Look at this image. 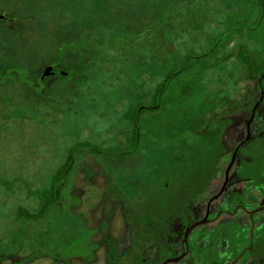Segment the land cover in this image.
<instances>
[{"label":"rangeland","instance_id":"1","mask_svg":"<svg viewBox=\"0 0 264 264\" xmlns=\"http://www.w3.org/2000/svg\"><path fill=\"white\" fill-rule=\"evenodd\" d=\"M0 16V264H162L179 254L185 230L206 215L208 198L218 193L260 96L259 89L249 95L236 58H220L242 46L264 57V0H0ZM88 37L95 43L90 65H83ZM180 62L190 69L181 75L184 83L175 79L171 85L175 101L141 116L145 141L139 154L114 159L89 152L96 146L112 152L117 132L128 130L137 106L155 103V88ZM53 64L79 68L85 76L79 71L46 83L42 72ZM234 96L242 102L227 113L219 176L198 197L178 177L172 193L180 197L133 201L170 193L160 190L196 150L198 137L180 125L184 108L200 106L207 113L211 99ZM219 112L222 107L214 117ZM255 114L264 115V99ZM249 146L250 140L240 147L224 195L212 202L209 215L224 212L190 232L184 263L169 264L256 259L254 250L264 244V209L253 217L241 209L228 216L237 203L247 211L264 206V183L255 185L250 169L239 176ZM71 150L74 163L61 181L58 204L38 221L19 217L20 208L32 212L37 206V194L50 189ZM103 162H110L111 180ZM182 172L188 173L186 166Z\"/></svg>","mask_w":264,"mask_h":264},{"label":"flooded vegetation","instance_id":"2","mask_svg":"<svg viewBox=\"0 0 264 264\" xmlns=\"http://www.w3.org/2000/svg\"><path fill=\"white\" fill-rule=\"evenodd\" d=\"M0 19H1V16H0ZM53 67V70L50 74H48L47 76H43L42 80L44 82H49L50 80H57L59 77H63V76H66L67 75V72L60 69L56 64H53L52 65ZM264 79V74H261L260 77L257 79L256 82H249V90H250V93L249 95L253 96L255 95L254 92L257 91V89L260 90V96L259 98L256 100V102L253 104V106L251 107V114L247 120V124H246V135L242 138L239 136L240 140L238 141V143L234 146V150L232 151L231 153V156H230V160L229 162L226 164L222 174H223V179H222V185L219 189V191L221 190L225 180H226V169L231 161V158H232V155L233 153L236 151V155H235V160L232 164V166L234 165V163H236L237 161V157H238V151L240 149V147L246 143L247 141L250 140V146H249V150L247 151V157H245V160L244 161H240L238 163L239 165V170H240V178L242 175V170L244 169H250L252 170L251 172V179L253 181H255V185L259 184V183H264V176L261 175V170H264V125L263 124H259L258 122H264V120H259L260 117H264L263 114H255L256 113V110L259 109V104L262 102V100L264 99L263 97V90H264V85H263V82L262 80ZM254 83V84H253ZM254 85V87H252L251 89V85ZM246 86V85H245ZM241 100V99H240ZM242 100L239 101L237 96H234V97H229V98H222L220 100H218V103L215 107V109L217 108L218 110L222 107V110L223 112H219L217 114V116H215L212 120L213 122L216 124H218V126L220 127V129L217 131L218 133V143H217V148L215 149V154L213 155V157H216L217 159V163L216 162H212L210 163L208 160H209V140L207 139L206 143L207 145L205 146L206 147V152H205V161L204 163L200 164V163H197L195 165L194 162H183L181 166H178L177 168H174V172L172 173V178H173V182H171L170 184L168 182H165L164 185H163V190H160L161 192L162 191H168L170 193H161L159 195H155V198H148L147 196H152V194H142V195H137L135 199H133V201H147V200H151V201H157V200H160L163 198H168V200H171L173 198H178L180 197L181 195H178V194H173V190L177 191V188H178V184L176 183V180L179 176V173L181 174L183 168H185V166L188 168L189 167V178H188V181L185 182L188 184V187L190 188V196H193L192 198L194 197H198L201 193V191L203 190V188L207 185V183H209L210 180H213L215 179V177H218L220 172V165H219V160L220 158L222 157V154H224V150L226 148V145H227V133H228V127L230 126V120H229V117L230 115H228V111L231 109H235L237 107V105L241 104ZM229 109H227V108ZM141 116L142 114H138V115H131V120H130V124L127 126L128 127V130L127 131H123V130H120V132H117L116 134V143L114 146H112V152H105L103 149H99L97 146L96 147H89L88 150L89 152L97 155V156H100L102 154H105V156L111 154L112 158L114 159H118L119 158V154L120 155H123V154H128L129 156L131 155H137L140 153V146H141V143L143 141H145V135L142 134V131L140 130V125H141V122L143 121L141 119ZM241 121V120H239ZM250 125H253V131H252V134H249L250 133V130H249V127ZM237 136V135H236ZM76 148V147H75ZM76 152L74 151V155L73 157L75 156ZM110 162H103L101 163L102 165V169L106 172V175L108 176V178H110V174H109V167L110 165L108 166ZM113 163V162H112ZM189 163V164H188ZM198 164L201 165L202 169H203V179L200 180L199 178H195L194 177V170H193V167L197 166ZM114 165L115 168H119V165L118 163H114L112 164ZM111 165V166H112ZM216 165V166H215ZM124 168L125 169H128V167L130 168V166H127V165H124ZM231 166V168H232ZM230 168V169H231ZM179 170V171H176V170ZM210 169H215L216 173L214 172L211 176V172H210ZM230 173V171H229ZM128 175V174H127ZM129 176V175H128ZM229 176V174H228ZM229 179V177H228ZM242 179V178H241ZM111 180V178H110ZM180 182V180H179ZM181 183V182H180ZM197 183H202L201 188L198 190V189H195L197 187ZM185 184V187L186 185ZM138 185V184H137ZM183 185H181L180 188H182ZM112 188V186H110V189ZM173 188V189H172ZM226 188V187H225ZM109 189V190H110ZM218 191V192H219ZM225 191V189H224ZM224 191L222 192V194L217 197V198H220L221 196L224 195ZM239 193V192H237ZM217 194V193H216ZM216 194H213V195H210V197L208 198L207 202H206V212H207V203L209 201V199L213 196H215ZM118 195L122 196L124 200H127V201H131V198L127 199L125 198L124 194H121V193H118ZM236 194L234 193V197L235 199L237 198L238 199V196L239 198L241 197V195L237 194V196H235ZM184 197H187L184 196ZM216 198V199H217ZM214 199V200H216ZM213 200V201H214ZM212 201V202H213ZM211 202V204H212ZM211 204H210V207H209V214H210V208H211ZM226 204V203H225ZM234 207H237V209L235 210L234 213H228V216H232L234 215L238 209H241V210H245L246 213L250 216V217H253L254 212L253 214L252 211L254 210H251V211H247L246 210V207L241 204V203H237L234 205ZM263 207V206H261ZM260 208V207H258ZM257 209V208H256ZM222 212H224L223 209H219L215 214L214 216L211 218L210 215H208V222H213L217 219V217L219 216V214H221ZM215 216H217L216 218H214ZM160 218H164V217H160ZM186 231V230H185ZM185 233V232H184ZM189 236V235H188ZM184 239V234H183V238H182V248L183 250L175 255V256H170V257H167L165 258L163 261H162V264H169V263H184L185 262V257L189 254L188 252V237H187V241L184 242L183 241ZM262 240V238H261ZM254 243V239L252 240V245ZM261 248V249H260ZM257 249H260L258 252H257ZM256 250H254V254L257 255L256 256V259L252 262V264H263V255H264V244L261 243L259 248L257 247ZM181 255H184L179 261L177 262H168L170 259H173V258H177Z\"/></svg>","mask_w":264,"mask_h":264},{"label":"trees","instance_id":"3","mask_svg":"<svg viewBox=\"0 0 264 264\" xmlns=\"http://www.w3.org/2000/svg\"><path fill=\"white\" fill-rule=\"evenodd\" d=\"M263 6V5H262ZM88 42L87 47H82V52L85 56L84 61L82 62L83 65H90L89 64V57L92 54L93 50V43L94 39L91 37L86 38ZM96 44H102V42H98ZM110 44L105 45L104 48H108ZM140 46V44H139ZM97 50V49H96ZM98 51V50H97ZM205 57V55H203ZM256 56V55H255ZM251 56L249 53H247V49L245 46H242L238 49V51L235 54H228L226 56H221V61L228 62L232 59L236 58V60L239 62L241 66L244 68V74H245V80L247 83L249 82H256L257 79L260 77L261 74H264V57H261L259 55ZM187 61V58L185 59V62ZM200 68L205 69V67H209V64L205 62H199ZM238 64V66H239ZM58 66V65H57ZM59 67V66H58ZM190 69V66H186L185 63L180 62L177 67H173L172 70H168L166 72V75L164 76L162 82L155 88L154 91V102L151 106H137L136 109L133 111V115L138 114H145L150 111H158L163 110L164 105H167L171 102L175 101V98H173V95L171 93V85L174 82L175 79L178 81L177 83H184L182 82L181 75L187 74V71ZM82 74V76H85V72L83 70H79V68H72L68 69L67 74L68 75H75L76 73ZM64 77V76H63ZM186 87H182L183 93L186 92ZM167 94H170L169 97L165 96ZM211 102L208 103L209 105V111L206 113V111L201 110L200 106L191 107L189 109L184 108V115L185 118L184 122L181 125V128H184L185 130H189L193 132L197 137L198 141L196 142V150L194 151L193 155L190 158H187L186 162H195V163H202L205 161V152H206V141L209 140V162H213L214 158L213 155L215 154V149L217 148L218 143V133L217 131L220 129L217 122L216 124L213 122L214 118V110L215 106L218 103V100H210ZM159 102V104L157 103ZM204 105V103H202ZM191 114V115H190ZM75 149V148H74ZM74 150H71V152L68 154V157L64 164L61 166V168L58 170L56 175L53 177L52 185L50 189L38 193V204L33 209L32 212H30L28 209H22L20 208L18 210V216L23 217L26 219L38 221L44 218V216L59 202L60 197V188H61V181L64 180L70 173L73 163H74ZM188 173L181 174L179 173L178 181L180 182H187L189 178V167ZM211 176L214 173L213 169H210ZM194 177L199 178L200 180L203 179V169L196 170L194 168ZM181 175V176H180ZM187 184V183H185Z\"/></svg>","mask_w":264,"mask_h":264},{"label":"water","instance_id":"4","mask_svg":"<svg viewBox=\"0 0 264 264\" xmlns=\"http://www.w3.org/2000/svg\"><path fill=\"white\" fill-rule=\"evenodd\" d=\"M52 70H53V67H52V66H47V67H45L44 70H43V72H42V76H47L48 74H50V73L52 72ZM235 155H236V151L233 153L232 158H231V161H230V163H229V165H228V167H227V169H226V180H225V182H224V184H223L221 190H220L215 196H213V197H211V198L209 199V201H208V203H207V212H206V215H205L202 219H200L199 221H196V222H194L193 224H191V225L186 229V231H185V233H184V239H183L184 242L187 241V237H188V235L190 234V232H191L195 227H197V226H199V225H202V224H206V223L208 222V215H209V207H210V204H211V202H212L214 199H216L217 197H219V196L222 194V192L224 191V189H225V187H226V185H227V182H228V177H229L228 174H229L230 168H231V166H232V164H233V162H234V160H235ZM263 209H264V206H263V207H260V208H257V209H255L254 211H252L251 214H253V213L256 212V211L263 210ZM183 256H184V255H181V256H179V257H177V258L170 259L168 262H177V261H179Z\"/></svg>","mask_w":264,"mask_h":264}]
</instances>
